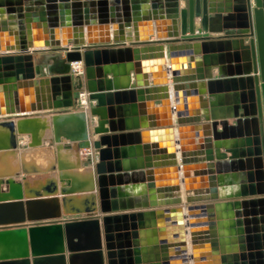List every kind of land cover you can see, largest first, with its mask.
Instances as JSON below:
<instances>
[{"label": "water", "instance_id": "obj_1", "mask_svg": "<svg viewBox=\"0 0 264 264\" xmlns=\"http://www.w3.org/2000/svg\"><path fill=\"white\" fill-rule=\"evenodd\" d=\"M163 23L168 29L162 37ZM214 45L227 51L210 53ZM216 60L228 63L218 67L230 73L213 79L200 65ZM193 61L194 67H185ZM76 62L82 75L74 73ZM117 69L127 77L133 72L135 82L115 87ZM204 79L206 89L197 83ZM223 84L232 86L226 116L215 113L222 103L215 87ZM81 90L95 102L88 110L75 105ZM204 94L211 97L208 102ZM119 97L128 108L140 102L145 110L136 128L148 129L135 133L137 143L145 137L144 163L132 175L150 196L136 208L157 209L113 213L125 209L114 179L127 175L113 169L119 164L116 139L123 135L107 134L115 132L113 99ZM184 101L198 103L185 114ZM88 114L97 117L93 127ZM174 114L179 125L195 124L197 149L206 152L188 151L187 128L175 133ZM91 133L102 135L91 139ZM19 136H27L22 149ZM45 142L55 148V159L45 168L26 164L20 152L44 148ZM81 147L92 151L72 165L61 161V150ZM10 157L18 163L9 166ZM229 167H239L247 184L241 194L219 196L214 183ZM222 201L234 211L231 246L215 231L214 210ZM151 232L148 256L143 245ZM189 259L264 264V0L253 5L251 0H0V264H189Z\"/></svg>", "mask_w": 264, "mask_h": 264}, {"label": "crops", "instance_id": "obj_2", "mask_svg": "<svg viewBox=\"0 0 264 264\" xmlns=\"http://www.w3.org/2000/svg\"><path fill=\"white\" fill-rule=\"evenodd\" d=\"M182 2V1H181ZM251 3L253 5L254 0H251ZM185 4L182 2L180 3V8L183 7ZM142 7H146L145 5L142 4ZM195 25L199 26V19L195 20ZM167 29L168 26L166 23H163L161 25H159V30L158 33L159 35H161L162 37L164 35H167ZM209 35H215V33L209 32ZM150 39H155V32L152 35H149ZM208 50L211 52L218 53L223 52L225 53L227 51L226 47L224 45H214L208 48ZM165 53H166V58H167V63L169 64V56L167 54V45H165ZM180 57V56H179ZM182 57V56H181ZM218 62H220L219 60H216L215 62H209V65H204V63H202L200 65L201 68V72L206 74H210L211 77L213 79H217L218 77H220V75H226L228 73H230L229 71H227V69L224 68L225 65H228V63H223V64H219ZM195 62L193 61L192 64L190 63H186L185 67H189V66H195L194 64ZM74 64V63H72ZM219 65H224L223 68L224 69H220L218 66ZM180 66H182L180 64ZM164 68V66H163ZM44 69V68H42ZM111 74H107L106 78H110ZM105 78V79H106ZM115 81H113V84H115V87H122L125 85H131L132 83L135 82V78H134V74L133 72H131V74L129 75V77H127L126 74H124L120 69L115 70ZM148 81H149V85L151 84V76H148ZM167 83H172L171 81V76L167 77ZM197 83H203V88L206 89V80H201ZM185 86H187V83H185ZM216 90H220V92L216 93L218 95H221V101L222 103L215 107V113L216 115H222V116H226V115H230V110L228 109V107H230L231 104H227V95L232 93V86L231 84L228 85H221L220 87H215ZM19 92H22V89L18 88ZM76 95V94H75ZM21 98H23V96H21ZM202 98L208 102L211 97H209L207 94H204L202 96ZM172 99V105H174V101H173V96L171 97ZM155 105L159 104V101H154ZM113 106L115 108L114 110V120H115V124H114V128H115V132H107V134H111V133H115L116 135H123V136H118L117 137V147L119 149V156H118V168H115V164H113V169H120L119 173H126L127 175H122L119 177H115L114 181L116 184V188H117V199H118V204H121L123 207H125L124 210H117L113 213L116 214H120V213H135V212H139V211H146V210H152V209H157V208H149V209H143V208H136V205L139 204V201H142L143 199H149V193L148 190H146V188H142L140 187L139 182V177L132 175V172L135 171L134 169L138 168L139 166L143 165L144 163V155H143V149H142V145L144 142V136L141 135V143H137V136L135 135L136 132H144L146 131L148 128H136L137 126H139L141 124V115L142 112H144L145 110L141 107H139V103L140 102H136L137 107L136 108H128L126 105H128L125 99H123L122 97H119V99H113ZM198 102H193V101H184L182 103H180L181 109L180 111L183 113H188L191 112L192 109H194V107H196V104ZM95 102H92L91 105H94ZM146 115V114H145ZM148 115V114H147ZM176 115L174 114L173 118L174 121L176 119ZM87 119H88V123L90 127H93L96 125V121H97V117L96 116H91V115H87ZM201 123L204 124H208L209 121H204L203 118L200 121ZM234 120L233 119H228V124H233ZM193 125L195 124H190V123H185V124H177L175 121L174 124V130L176 131L175 133H177V127H185L187 128L186 132H184L187 136L185 138H183V140L185 141H191V143L188 144V151H201V152H206V149L202 146L199 149H197V138H195L194 136H192V133H196L198 131H195L192 129ZM105 127H108L107 124H105ZM218 129H220V126H218ZM201 132V131H200ZM100 135H102L101 133L98 134H93L91 133V139H97ZM27 141V136H19L18 137V147L19 149H22L25 147V142ZM228 141H234V138H229ZM179 143H176L174 145L175 149L177 150L179 147ZM83 146V145H81ZM105 147V146H102ZM44 148L47 149L49 148L50 152H51V157L52 160L55 159L56 157V152H55V148L54 147H49L47 142H45L44 144ZM212 148H210L211 150ZM82 150H84V147H81L78 151H76L75 149H63L60 152V159L62 162L66 163V164H74L76 163L79 158H84L85 156L82 153ZM88 151H92L91 148H87ZM223 150H219V152H222ZM177 155H176V159H177V165H178V170L177 172H181V161H180V150L178 149L176 151ZM82 154V156H81ZM229 155V154H226ZM30 160H26L23 159V161L26 164H30V165H35V166H39L37 163L38 161H44V157H33V158H29ZM36 162V163H35ZM18 163V161H17ZM201 163V162H196ZM202 163H206V162H202ZM7 164L9 166H13V162L11 157L7 158ZM86 164V163H85ZM225 170H227V172L225 174H223V178L220 180V182L218 183L216 181V183H214V186L216 187V194L219 196H223V197H228V196H233V195H238L243 193L242 192V188L244 184H247V176L242 175V170L238 167V168H226ZM192 175V173H191ZM20 176H16V180L19 179ZM179 197L182 200V205L184 206V212L186 211L185 205V188L183 186V182L180 180L179 181ZM5 190V186L2 185L1 186V191ZM241 198V197H240ZM130 207V208H129ZM170 207V206H169ZM233 208L229 205H227L224 201H222L220 203L219 208H215L214 213H215V217L218 214L219 218H214V222L216 223V227H215V231L216 232H222L223 234V240H224V244L225 246H231V241L229 238V232H230V228H229V219H231V217H233ZM157 218V216H156ZM220 222L221 226H218L217 223ZM155 230L157 229V226L153 227ZM152 229V228H149ZM154 236V234L151 233H147L145 235V244L143 245L147 251V255L149 256L150 251L152 250L150 247L152 246L151 241H152V237ZM187 239V237H186ZM189 239V237H188ZM187 239V241H188ZM188 248H189V243H188ZM191 253V250L188 249V254ZM174 257H170V259H173ZM160 264H165L164 261H158ZM157 261H153L151 262V264H156L158 263ZM217 262L219 264H221L220 260H217ZM189 264H192V260L189 259ZM228 263V261H227Z\"/></svg>", "mask_w": 264, "mask_h": 264}, {"label": "bare ground", "instance_id": "obj_3", "mask_svg": "<svg viewBox=\"0 0 264 264\" xmlns=\"http://www.w3.org/2000/svg\"><path fill=\"white\" fill-rule=\"evenodd\" d=\"M20 153H21L22 158L26 159V160H30L29 159L30 157L31 158H33V157L34 158L35 157H37V158L42 157L43 158L44 157V159H43L44 161H38V159H36L38 162L37 164L39 165V167H42V168H45L47 165H49L51 160H52L51 152L48 148L47 149L36 148V149L22 150ZM81 156H82V154H81ZM16 161H18V158L15 161H14V159H12L13 164L17 163ZM30 161H33V160H30ZM187 239H188V235H187ZM189 246H190V244H189Z\"/></svg>", "mask_w": 264, "mask_h": 264}, {"label": "built area", "instance_id": "obj_4", "mask_svg": "<svg viewBox=\"0 0 264 264\" xmlns=\"http://www.w3.org/2000/svg\"><path fill=\"white\" fill-rule=\"evenodd\" d=\"M73 70L74 73L83 74V66L80 62H76L73 64ZM88 92L85 90L78 91L76 93V107L84 110H88L89 107L91 106V103L94 101H90L88 99ZM83 155L86 157L90 151L87 150V148L84 147V150H82Z\"/></svg>", "mask_w": 264, "mask_h": 264}]
</instances>
